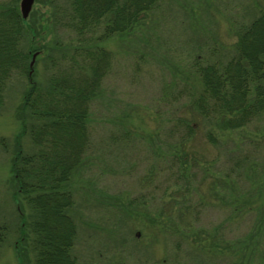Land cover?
Listing matches in <instances>:
<instances>
[{
  "label": "rangeland",
  "instance_id": "obj_1",
  "mask_svg": "<svg viewBox=\"0 0 264 264\" xmlns=\"http://www.w3.org/2000/svg\"><path fill=\"white\" fill-rule=\"evenodd\" d=\"M65 3L34 0L27 19L39 34L25 47L75 44L56 25ZM261 9L264 0H159L132 32L101 43L112 61L92 104L84 162L68 184L75 264H264V117L225 131L216 148L205 136L220 134L217 125L189 101L201 89L196 57L201 66L229 59L237 27ZM48 53L37 51L35 80L49 74ZM29 80L10 81L0 110V264H34L11 173L20 145L31 149L28 135L19 137ZM181 118L196 127L183 163L173 159ZM230 140L241 142L236 152Z\"/></svg>",
  "mask_w": 264,
  "mask_h": 264
},
{
  "label": "trees",
  "instance_id": "obj_2",
  "mask_svg": "<svg viewBox=\"0 0 264 264\" xmlns=\"http://www.w3.org/2000/svg\"><path fill=\"white\" fill-rule=\"evenodd\" d=\"M158 1L66 0L62 8L66 18L56 25L72 31L75 44L54 42L38 50L33 44L25 47L26 36L39 30L33 21L21 17L19 0L0 2V110L10 81L21 75L30 79L20 109L19 137L28 135L31 149L20 145L11 173L16 186L13 198L32 235L34 264H75L71 250L76 225L69 214L73 193L68 184L84 162L92 104L112 61L101 43L132 32ZM235 36L229 59L201 66L196 57L194 64L201 89L189 101L209 125H217L220 134L210 130L205 136L216 148L226 143L221 139L225 131L245 128L264 117V9L240 24ZM44 49L49 51V74L38 81L32 77L35 73L29 74V64L31 55ZM172 127L174 134L182 131L177 136L181 148L175 146L182 154L174 152L173 159L187 162L184 145L194 135V122L181 118ZM230 142V151L236 152L241 142ZM189 160L196 163L194 158ZM2 240L0 232V245Z\"/></svg>",
  "mask_w": 264,
  "mask_h": 264
},
{
  "label": "water",
  "instance_id": "obj_3",
  "mask_svg": "<svg viewBox=\"0 0 264 264\" xmlns=\"http://www.w3.org/2000/svg\"><path fill=\"white\" fill-rule=\"evenodd\" d=\"M33 3H34V0H20L19 1V10H20V14H21V17L23 19H26L31 11V8L33 6ZM37 55V52H35L33 55H32V59H31V62H30V72L29 74H32V67H33V64H34V60H35V57ZM138 235V233H137Z\"/></svg>",
  "mask_w": 264,
  "mask_h": 264
}]
</instances>
